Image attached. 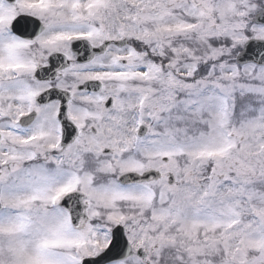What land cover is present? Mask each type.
<instances>
[{"label": "snow or ice", "instance_id": "1", "mask_svg": "<svg viewBox=\"0 0 264 264\" xmlns=\"http://www.w3.org/2000/svg\"><path fill=\"white\" fill-rule=\"evenodd\" d=\"M0 264H264V0H0Z\"/></svg>", "mask_w": 264, "mask_h": 264}]
</instances>
